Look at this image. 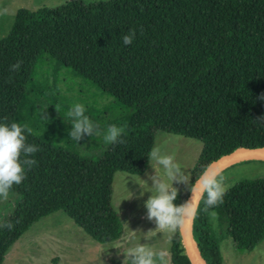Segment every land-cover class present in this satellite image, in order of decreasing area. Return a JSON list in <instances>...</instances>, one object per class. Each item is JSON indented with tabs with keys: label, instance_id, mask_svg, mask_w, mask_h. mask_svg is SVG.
Listing matches in <instances>:
<instances>
[{
	"label": "trees",
	"instance_id": "obj_1",
	"mask_svg": "<svg viewBox=\"0 0 264 264\" xmlns=\"http://www.w3.org/2000/svg\"><path fill=\"white\" fill-rule=\"evenodd\" d=\"M136 30L133 43L122 37ZM22 61L18 72L10 66ZM51 63L108 102L84 105L101 129L77 143L68 133L74 104L57 101L38 76ZM264 0H71L54 8L17 10L0 39V123H19L41 151L26 179L13 186L14 209L1 223L0 264L27 228L62 212L91 240L112 243L122 223L111 206L115 172L145 173L156 132L201 142L190 186L206 166L239 148L264 147ZM47 116V118H46ZM7 118V119H5ZM125 129L108 144L109 125ZM80 148L86 152H80ZM94 154L88 156V154ZM187 195L174 201L180 206ZM200 211L191 236L206 264H221L219 237ZM216 225L238 251L264 237V178L241 180L214 209ZM170 264H190L178 228Z\"/></svg>",
	"mask_w": 264,
	"mask_h": 264
},
{
	"label": "rangeland",
	"instance_id": "obj_2",
	"mask_svg": "<svg viewBox=\"0 0 264 264\" xmlns=\"http://www.w3.org/2000/svg\"><path fill=\"white\" fill-rule=\"evenodd\" d=\"M71 0H0V39L9 31L17 10L36 11L40 8L54 9ZM83 5L107 0H77ZM51 63L38 67V76L56 94L57 101L68 104L93 105L100 107L108 100L98 91L89 88L80 80L71 77L61 69L53 70ZM201 142L183 136L156 132L153 148L161 155H173L185 175L190 174L201 150ZM80 152L86 151L80 148ZM94 154H88V156ZM225 183L233 186L241 180L264 178V161L249 160L226 167L219 173ZM163 176L162 168L149 158L147 169L141 176L115 172L111 184V206L118 215L123 231L121 237L112 243L99 244L91 240L62 212H54L31 224L9 247L1 264H131L137 250L143 248L153 254L154 264H170V229H161L154 220L147 218L144 207L153 191L150 177ZM190 183V181H189ZM181 197L188 195L184 184L172 185ZM189 188L191 186L189 185ZM143 193V195H141ZM17 202L11 194L7 201H0V223ZM210 225L219 237L221 264H264V237L249 251H238L231 240L220 231L208 215Z\"/></svg>",
	"mask_w": 264,
	"mask_h": 264
},
{
	"label": "clouds",
	"instance_id": "obj_3",
	"mask_svg": "<svg viewBox=\"0 0 264 264\" xmlns=\"http://www.w3.org/2000/svg\"><path fill=\"white\" fill-rule=\"evenodd\" d=\"M92 0H88L91 3ZM87 6V3L86 5ZM136 37V30L130 29L122 37L123 44L129 46ZM22 61L10 66V72H18ZM264 99V96L261 97ZM86 108L82 104H75L67 113L72 119L71 130L68 136L76 143L85 135L88 137L101 135V129L94 124L91 119L85 115ZM47 118V116H46ZM7 119V118H5ZM259 122L264 124V116L260 117ZM31 134L30 129H26L19 123H0V201H7L12 194L13 186H19L26 179V172L37 165V161L32 157L41 151L36 144L27 143L25 132ZM125 134L123 127L109 125L104 140L108 144L124 143L121 136ZM149 158L158 164L163 170V176L166 179L150 177L152 180L153 191L144 207L147 209V218L154 220L159 228L176 230L185 222H193L200 211V200L204 199L203 211L209 217L216 221L218 213L214 210L217 206L223 204V197L230 188L225 183V178L218 174H211L207 171L196 178L195 184L189 188L190 174L185 175L181 165L175 162L173 155H161L158 148H153ZM184 184L193 194L191 200L186 201L180 206H176L174 201L178 198V189L174 188L173 183ZM198 193V194H197ZM143 195V193H141ZM14 225L11 222L0 223V228L9 231ZM131 264H154L153 254L145 251L143 248L137 250L136 254L130 257Z\"/></svg>",
	"mask_w": 264,
	"mask_h": 264
},
{
	"label": "water",
	"instance_id": "obj_4",
	"mask_svg": "<svg viewBox=\"0 0 264 264\" xmlns=\"http://www.w3.org/2000/svg\"><path fill=\"white\" fill-rule=\"evenodd\" d=\"M249 160L264 161V147L239 148L233 150L230 153L222 155L216 160L210 162L206 166V168L201 172V174L204 173L205 171L211 174H217L226 167ZM201 174L198 176V178L201 176ZM195 181L193 182V184H195ZM192 195L193 194L189 191L184 203L186 201L191 200ZM191 223L192 222H185L182 226L178 227L181 246L190 264H206L205 261L201 258L193 242L191 236Z\"/></svg>",
	"mask_w": 264,
	"mask_h": 264
}]
</instances>
